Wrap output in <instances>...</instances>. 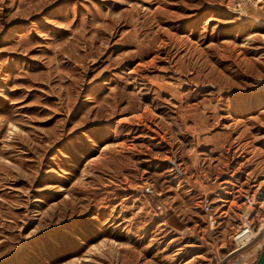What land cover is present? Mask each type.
<instances>
[{
  "label": "rangeland",
  "instance_id": "obj_1",
  "mask_svg": "<svg viewBox=\"0 0 264 264\" xmlns=\"http://www.w3.org/2000/svg\"><path fill=\"white\" fill-rule=\"evenodd\" d=\"M243 212L264 0H0V264H220Z\"/></svg>",
  "mask_w": 264,
  "mask_h": 264
},
{
  "label": "built area",
  "instance_id": "obj_2",
  "mask_svg": "<svg viewBox=\"0 0 264 264\" xmlns=\"http://www.w3.org/2000/svg\"><path fill=\"white\" fill-rule=\"evenodd\" d=\"M235 12L237 13L239 11ZM222 206H227L228 210H223L219 213V211L214 209L211 202H206L202 205V211L207 219V225L216 233L226 218L225 213L229 212L232 205L229 203V205ZM241 217V224L230 238L232 250L228 253L227 258H225L220 264H242L245 259L246 251L253 245V243H256L261 237H264V216H256L259 223L258 228H256L255 225V218L251 217L248 212H243Z\"/></svg>",
  "mask_w": 264,
  "mask_h": 264
},
{
  "label": "water",
  "instance_id": "obj_3",
  "mask_svg": "<svg viewBox=\"0 0 264 264\" xmlns=\"http://www.w3.org/2000/svg\"><path fill=\"white\" fill-rule=\"evenodd\" d=\"M255 264H264V248L260 253V256Z\"/></svg>",
  "mask_w": 264,
  "mask_h": 264
},
{
  "label": "bare ground",
  "instance_id": "obj_4",
  "mask_svg": "<svg viewBox=\"0 0 264 264\" xmlns=\"http://www.w3.org/2000/svg\"><path fill=\"white\" fill-rule=\"evenodd\" d=\"M233 13H235L234 11H233ZM235 14H238V15H240V12H237V13H235ZM254 24V23H253ZM256 24H261V23H259V22H256ZM261 25H263V24H261ZM258 238V237H257ZM254 244V243H253Z\"/></svg>",
  "mask_w": 264,
  "mask_h": 264
}]
</instances>
